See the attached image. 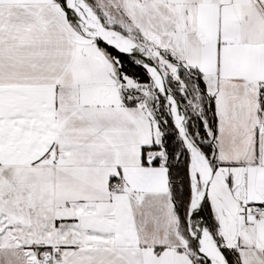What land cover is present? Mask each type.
Wrapping results in <instances>:
<instances>
[{
	"label": "snow or ice",
	"instance_id": "6c2138e0",
	"mask_svg": "<svg viewBox=\"0 0 264 264\" xmlns=\"http://www.w3.org/2000/svg\"><path fill=\"white\" fill-rule=\"evenodd\" d=\"M0 264H264V0H0Z\"/></svg>",
	"mask_w": 264,
	"mask_h": 264
},
{
	"label": "water",
	"instance_id": "95a60500",
	"mask_svg": "<svg viewBox=\"0 0 264 264\" xmlns=\"http://www.w3.org/2000/svg\"><path fill=\"white\" fill-rule=\"evenodd\" d=\"M195 219L200 220L201 222L208 220L205 208L195 217Z\"/></svg>",
	"mask_w": 264,
	"mask_h": 264
},
{
	"label": "trees",
	"instance_id": "16d2710c",
	"mask_svg": "<svg viewBox=\"0 0 264 264\" xmlns=\"http://www.w3.org/2000/svg\"><path fill=\"white\" fill-rule=\"evenodd\" d=\"M204 208H205V212H206V215H207L208 221H210V211H209L207 205H205Z\"/></svg>",
	"mask_w": 264,
	"mask_h": 264
},
{
	"label": "crops",
	"instance_id": "0c3cea01",
	"mask_svg": "<svg viewBox=\"0 0 264 264\" xmlns=\"http://www.w3.org/2000/svg\"><path fill=\"white\" fill-rule=\"evenodd\" d=\"M208 207V206H207ZM208 209H209V207H208ZM209 211H210V209H209Z\"/></svg>",
	"mask_w": 264,
	"mask_h": 264
}]
</instances>
